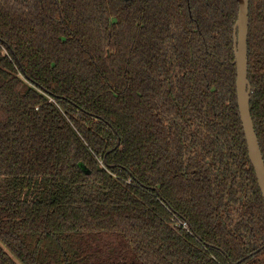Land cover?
<instances>
[{"label":"trees","instance_id":"obj_1","mask_svg":"<svg viewBox=\"0 0 264 264\" xmlns=\"http://www.w3.org/2000/svg\"><path fill=\"white\" fill-rule=\"evenodd\" d=\"M248 2L264 161V0ZM237 11L236 0H0V264H264Z\"/></svg>","mask_w":264,"mask_h":264},{"label":"water","instance_id":"obj_2","mask_svg":"<svg viewBox=\"0 0 264 264\" xmlns=\"http://www.w3.org/2000/svg\"><path fill=\"white\" fill-rule=\"evenodd\" d=\"M238 11L233 26V56L236 69V104L247 155L254 170L256 182L264 205V161L250 115L249 101L251 86L247 79V37H248V0H236ZM233 264V263H231Z\"/></svg>","mask_w":264,"mask_h":264},{"label":"built area","instance_id":"obj_3","mask_svg":"<svg viewBox=\"0 0 264 264\" xmlns=\"http://www.w3.org/2000/svg\"><path fill=\"white\" fill-rule=\"evenodd\" d=\"M186 226V224H184Z\"/></svg>","mask_w":264,"mask_h":264}]
</instances>
